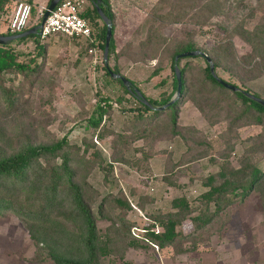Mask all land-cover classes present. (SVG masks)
<instances>
[{"label":"rangeland","instance_id":"1","mask_svg":"<svg viewBox=\"0 0 264 264\" xmlns=\"http://www.w3.org/2000/svg\"><path fill=\"white\" fill-rule=\"evenodd\" d=\"M15 1L0 9V33L8 31ZM48 1L34 0L36 13ZM109 2L114 52L108 55V67L134 82L145 96H175L169 52L159 47L166 39L171 44L191 40L205 52L230 42V54L221 60L218 75L264 99V54L254 48L258 39L248 42L241 36L246 29L252 36L263 30L264 0ZM91 6L86 0L82 12ZM214 8L218 12L211 16ZM38 23L33 18L30 27ZM91 24L95 34L103 26L101 20L97 27ZM149 35L150 45H144ZM41 42L45 52L37 57L34 73L12 72L0 78L1 86L15 91L19 99L11 109L0 102V129L14 144L67 137L82 156L77 176L84 182L98 234L108 250L97 264H264V186L247 196L236 190L232 201L215 213L212 202L198 199L207 189L202 183L209 174L226 164L237 169L249 148L264 147V122H233L244 109L239 101L229 94H219V101L216 95H196L194 79L200 78L203 57H184L179 63L185 67L190 92L180 98L177 125L167 112L146 125L128 110L137 105L135 99L106 75L103 49L97 47L94 64V57L75 40L53 35ZM16 47L35 54L31 39ZM157 67L163 70L153 74ZM163 78L166 82L161 83ZM102 97L110 99L113 111L106 115L101 139L85 125ZM98 149L105 163L86 162ZM180 197L187 199L190 211L179 213L178 236L158 248L136 238L147 227L161 232L154 216L176 212L170 202ZM115 198L126 199L131 208H119ZM0 264L55 263L30 238L25 223L6 213L0 215Z\"/></svg>","mask_w":264,"mask_h":264},{"label":"trees","instance_id":"2","mask_svg":"<svg viewBox=\"0 0 264 264\" xmlns=\"http://www.w3.org/2000/svg\"><path fill=\"white\" fill-rule=\"evenodd\" d=\"M11 1L13 0H0V9H4ZM26 1L31 5L32 18L30 14V20L33 18L35 20L37 13L34 8V0ZM88 1L92 6L83 11L81 16L93 22L94 26L97 27L96 21L101 19L94 5L95 0ZM100 7L112 21L111 30L113 36L114 13L111 10L109 0H101ZM216 12H218V9L214 8L213 11H210V15L213 16ZM39 21L40 19L37 22ZM31 27L28 24L24 30ZM105 30L106 26L103 23V26L97 29V33H94L99 41V49L104 48ZM16 33L20 32H12L8 29L7 32L0 34L12 35ZM241 33L242 38L248 42H256L258 39L254 48L258 51L262 50L264 54V28L258 31V34L254 32V36L247 29ZM29 39L34 42V55L16 47ZM150 41L151 35L142 43L145 45L149 44ZM169 41L161 39L159 47L161 50L167 48L169 52L173 92L177 88L174 66L177 65L179 67L181 91L179 98L166 109L152 110L143 103L133 92L136 87L134 82L130 81L131 86L128 89L120 79L114 80L121 85L125 93L135 99L137 105L128 110L137 114L134 118L145 119L146 125L159 120L162 112L168 113L169 121L173 126L177 125V107L181 102L180 98L187 96L190 90L186 87L185 67L179 66L182 58L175 62L176 55L186 51H202L212 61L216 76L227 82L218 75L217 69L221 60L230 54V42L224 46L217 45V48L205 52L199 49L196 43L191 40L174 42L173 44ZM44 52L45 45L37 34H30L27 37L0 45V78L4 74L12 72L21 73L25 76L34 73L37 68L36 59L43 55ZM113 52L114 43L112 38L109 54ZM203 59L205 65L199 68L200 78L194 79L196 80L194 82L195 86L198 83L196 95L207 96L205 99L210 98V95H216L217 101H219V94H224V96L229 94L234 100L239 101L244 106L241 113L234 117V123L244 121L243 124L241 123L242 125H262L264 122V107L246 97L242 92L230 90L218 82L210 71L208 61L204 57ZM104 69L106 75L111 79L106 66H104ZM111 70L118 72L115 69ZM162 70V67H157L153 74L161 73ZM166 74L165 77L169 76V72ZM164 82H166V78L161 80V83ZM229 84L239 87L233 83ZM206 86H209L210 89L206 90ZM239 88L260 97L248 89ZM141 93L151 105L156 107L164 105L172 97V94H169L160 100H156L145 96L143 92ZM0 98V102H4V106L10 109L19 103L17 93L13 90H6L5 86H1V84ZM117 103L120 106V98ZM123 110L119 111L124 112ZM111 111H113V106L110 99L107 97L100 98L92 114L87 119L85 129L93 130L96 133V137L102 139V129L107 120L106 115ZM1 142H4V146L0 145V215L11 213L20 218L25 223L30 238L35 244L40 245L47 258L55 264H97L99 257L106 255L108 250L106 243L101 241V237L98 234L96 219L86 199L84 182L79 180L77 176L76 165H79L83 158L78 155L75 147L69 142L67 137L44 143H33L26 139L21 143L14 144L12 141L7 142L5 140L3 131L0 129ZM93 160L101 166L105 163V159L99 149L93 152L92 160L85 159L89 163ZM262 163H264V147L256 145L254 148H249L248 154L246 152L242 156L239 168L233 169L226 164L216 173L209 174L202 183V186L207 189L199 195L198 199H201L206 204L212 202L215 208L213 213H215L232 201L230 196L237 194L236 190H239V193L243 196H247L252 190L263 188L264 166H261ZM114 201L119 208L126 210L131 208L130 203L126 199L115 198ZM101 206L99 205V209ZM170 206L177 211L168 213L163 217L161 215L154 216V219L162 227L161 232L150 231L149 227H147L142 235L136 238L144 240L151 245L154 244L153 246L158 248L178 236L176 231V227L179 224L178 216L179 213L190 211L189 202L185 197L175 198L170 202ZM196 219L198 218L195 217L193 220Z\"/></svg>","mask_w":264,"mask_h":264},{"label":"built area","instance_id":"3","mask_svg":"<svg viewBox=\"0 0 264 264\" xmlns=\"http://www.w3.org/2000/svg\"><path fill=\"white\" fill-rule=\"evenodd\" d=\"M15 8L8 22V29L21 32L30 23L31 5L25 0H16ZM86 0H60L49 12L40 29V38L62 35L78 42L97 60L98 39L94 35L91 22L81 16ZM46 7L37 10L35 22L41 20ZM40 22V21H39ZM156 231H159L158 229Z\"/></svg>","mask_w":264,"mask_h":264},{"label":"water","instance_id":"4","mask_svg":"<svg viewBox=\"0 0 264 264\" xmlns=\"http://www.w3.org/2000/svg\"><path fill=\"white\" fill-rule=\"evenodd\" d=\"M60 0H49V3L45 9V11L43 12L42 18L40 20V22L34 26H32L29 29L23 30L20 33H16V34H12V35H3L0 34V45H4L7 44L11 41L23 38V37H27L30 34H37L40 35V29L41 26L44 22V20L46 19V17L49 15V12L55 7V5L59 2ZM100 1L101 0H95L94 1V5L95 8L97 10V13L100 16L101 21L105 24L106 26V30H105V40H104V48H103V60L105 62V66L108 70V73L110 74V76L112 78L115 79H120L123 83V85L130 89L131 86V82L129 79H127L126 77L122 76L120 73L118 72H114L112 71L109 67H108V55H109V50H110V43L112 40V21L110 20V18L104 13V11L102 10V8L100 7ZM193 56H201L204 57L208 63H209V67H210V71L212 73V75L217 79L218 82H220L222 85H224L226 88L233 90V91H240L242 92L246 97H248L249 99L259 103L260 105H262L264 107V99L257 97L251 93L245 92L243 90H241L239 87L234 86L232 84H229L227 82H224L222 79H220L219 77L216 76V73L214 71V65L212 63V61L200 50H194V51H186L183 53H180L178 55L175 56V62L179 59V58H184V57H193ZM174 71H175V77L177 80V88H176V92H175V96L170 99L167 103H165L162 106L156 107L151 105L146 98L143 97L141 91L138 88H134L133 92L135 93V95L141 100L143 101V103H145L146 105H148L152 110H164L166 109L168 106H170L174 101H176L179 96H180V91H181V73H180V69L177 65L174 66Z\"/></svg>","mask_w":264,"mask_h":264},{"label":"crops","instance_id":"5","mask_svg":"<svg viewBox=\"0 0 264 264\" xmlns=\"http://www.w3.org/2000/svg\"><path fill=\"white\" fill-rule=\"evenodd\" d=\"M30 24V23H29Z\"/></svg>","mask_w":264,"mask_h":264}]
</instances>
